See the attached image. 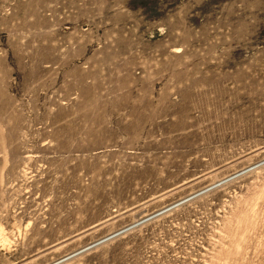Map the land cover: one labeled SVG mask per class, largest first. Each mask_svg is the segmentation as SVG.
Returning <instances> with one entry per match:
<instances>
[{"label":"rangeland","instance_id":"1","mask_svg":"<svg viewBox=\"0 0 264 264\" xmlns=\"http://www.w3.org/2000/svg\"><path fill=\"white\" fill-rule=\"evenodd\" d=\"M54 263L264 264V0H0V264Z\"/></svg>","mask_w":264,"mask_h":264},{"label":"bare ground","instance_id":"2","mask_svg":"<svg viewBox=\"0 0 264 264\" xmlns=\"http://www.w3.org/2000/svg\"><path fill=\"white\" fill-rule=\"evenodd\" d=\"M219 183H220V182H219ZM217 184H218V183H217ZM217 184L211 185V187H213V186H215V185H217ZM209 188H210V187H209ZM206 189H208V188H206ZM206 189H205V190H206ZM205 190H203V191H205ZM150 217H151V216H150ZM146 219H147V218H146ZM144 220H145V218H144ZM140 221H141V220H140ZM142 221H143V218H142ZM117 233H118V232H117ZM117 233H115V234H117ZM119 233H120V232H119ZM112 235H113V234L109 235V236L106 237V238H110V236H112ZM113 236H114V235H113ZM106 238H104V239H106ZM104 239H103V240H104ZM103 240L101 239V240L98 241V242H101V241H103ZM98 242L94 243L93 245H96ZM83 250H84V249H83ZM80 251H81V250H80ZM77 252L80 253L79 251H77ZM77 252H76V253H77ZM76 253H74V254H76ZM74 254H73V255H74ZM59 261H60V260H59ZM59 261H58V262H59ZM56 263H57V262H56ZM56 263H54V264H56Z\"/></svg>","mask_w":264,"mask_h":264}]
</instances>
